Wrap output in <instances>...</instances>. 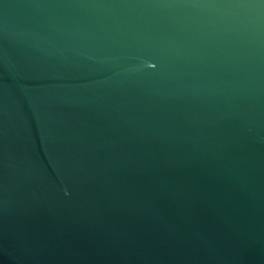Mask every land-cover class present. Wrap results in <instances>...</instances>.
I'll return each instance as SVG.
<instances>
[{"label":"water","instance_id":"95a60500","mask_svg":"<svg viewBox=\"0 0 264 264\" xmlns=\"http://www.w3.org/2000/svg\"><path fill=\"white\" fill-rule=\"evenodd\" d=\"M0 264H264V0H0Z\"/></svg>","mask_w":264,"mask_h":264}]
</instances>
